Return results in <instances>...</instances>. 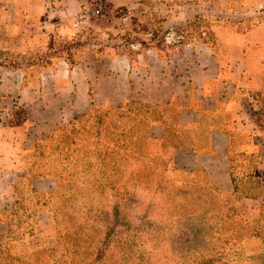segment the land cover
<instances>
[{"label": "rangeland", "instance_id": "obj_1", "mask_svg": "<svg viewBox=\"0 0 264 264\" xmlns=\"http://www.w3.org/2000/svg\"><path fill=\"white\" fill-rule=\"evenodd\" d=\"M54 1L46 0L47 6ZM148 1L139 13L164 25L169 34L160 35L161 46L183 42L184 25L196 14L205 15L202 27L214 35L227 20L213 6L170 9ZM58 2L64 10L58 20L66 28L59 44L64 51L71 47L70 59L80 53V65L22 72L7 63L25 64L43 52L37 37L51 27L27 24L16 32L8 25L10 0H0V62L6 64L0 67V122L5 126L8 114L24 108L30 131L27 139L22 128L4 136L19 153L15 171L0 166V264H122L125 255L115 244L133 250L134 237L136 255L146 264H200V257L215 251L227 253L228 261L217 264H264V184L236 176L233 184L213 185L209 174L216 177L218 170L200 169L197 162L176 171L165 167L179 140L176 119L189 114L180 101L184 89L161 83L191 78L196 84L202 72L229 80L219 77L220 63L230 59L222 45L213 59L189 34L181 56L169 63L151 56L140 73L127 72L125 59L110 62L108 49L120 43V34L90 16L92 0ZM82 42L85 48L77 46ZM154 120H163L160 129L151 127ZM259 161L261 176L264 159ZM6 182L11 197L2 190ZM109 231L113 239L105 243Z\"/></svg>", "mask_w": 264, "mask_h": 264}, {"label": "crops", "instance_id": "obj_2", "mask_svg": "<svg viewBox=\"0 0 264 264\" xmlns=\"http://www.w3.org/2000/svg\"><path fill=\"white\" fill-rule=\"evenodd\" d=\"M60 4L62 3H59L58 0L52 2L51 6H47L46 0H10L9 6L12 16L8 18V25H12L17 32L19 27H25L27 24L39 23L46 28L63 24L58 20L61 17V12L64 13ZM111 4L113 11L117 8H125L132 12L139 7L149 6V1L111 0ZM158 5L170 9L195 7L200 10L213 6L216 10H220L219 14L227 19L224 20L225 22H221L220 26H216L214 32L218 43L225 50L224 56L230 58L225 64L220 63V67H218L219 77L226 74L229 80H217V73L216 76H210L202 72L200 82L196 84L185 80L183 83L176 82L174 79L161 83V86H166L167 89L183 88L186 93L184 99L180 101H183V108L189 116L183 119L181 114L176 119L178 122L177 137L185 139L194 132L203 136L202 147L196 148V150L188 147L171 151L174 166L187 168L189 167L187 161L190 164L197 162L198 164L195 165L200 169L215 170V174L218 170L216 177L208 173L213 185H226L227 180L230 179L231 163L229 158L234 150L245 152L246 155L255 154L264 157V115L256 112L251 104L245 102L244 98L237 94V88L242 82L264 87V0H199L198 2L195 0L183 2L159 0ZM22 14L25 15L22 16ZM146 18L154 20L153 18ZM228 20H230L229 23L235 25L234 30L226 26ZM247 23L250 24V27L244 28L243 26H246ZM107 25L110 26L111 30L116 31L115 33H119L121 37L130 30V18L112 17L107 21ZM16 32L15 35L9 37L11 40L16 39L19 34ZM37 38H42L44 41L42 29H40ZM111 41H113L112 38ZM108 51L110 52V62L118 63L119 60H126L127 72L136 70L140 73L148 66V58L151 56L161 62L155 50H139L138 46L134 47L133 53L139 58V61L131 63L128 60L129 50L127 52L123 49L115 50L111 44ZM97 58L95 60H99ZM126 82L129 87V81ZM148 85L151 90L156 89V86L151 82ZM167 97L171 99L175 96L168 94ZM161 121L163 120L158 122L154 120L151 127L160 129L162 127ZM258 123H262L263 127H260ZM18 130L20 128H9L0 122V166L5 165L14 171V158L15 154L19 153V149L15 145L16 142L14 144L10 141L12 139H5L4 136L9 134L14 136V131ZM16 135L17 133L15 137ZM24 136L25 139L28 138L27 132H24ZM17 138L20 140V137L17 136ZM19 142L21 143V140ZM261 164L260 162L256 163L255 171L257 173L249 179L251 183L264 184V174L258 175L260 171L258 166ZM7 182L2 186V190L11 197L12 194L7 189Z\"/></svg>", "mask_w": 264, "mask_h": 264}, {"label": "trees", "instance_id": "obj_3", "mask_svg": "<svg viewBox=\"0 0 264 264\" xmlns=\"http://www.w3.org/2000/svg\"><path fill=\"white\" fill-rule=\"evenodd\" d=\"M117 11L123 12V15L120 17L116 16ZM139 12H140L139 8L135 9V11L132 10V12H129L125 8H117L116 10H114V17L116 18L129 17L130 18L129 32L126 35H123L119 38V42H120L119 44H117L116 46L112 44L115 50L123 49V51L125 52H127V50L130 51V55L128 56L129 57L128 60L130 63L133 61H139V59L133 53L135 46H138L139 50H149V49L155 50L161 62L169 63L172 60L171 59L172 57H175L176 55L181 56L180 54L184 53V51L182 52V50H183V47H185L186 45L184 43L185 38L189 34L192 36L193 33H194L193 34L194 40L197 41L199 45L208 48L209 52L207 53L210 55V57L214 59L220 55L217 53L218 50L220 51L221 47L219 43L217 42L216 35H214L213 32L211 33V31L208 28L202 27L203 20L205 18L204 14L203 15L202 13L196 14V16H194L192 20L187 21L185 23L184 25L185 32L183 33L184 37L181 40L183 42H179L178 44H163L162 43V46H161L160 35H163V39H165L164 36L168 34V32H166L167 30H164L163 28L164 25L162 23L158 24L156 20H149L146 18V16H141ZM229 21L230 20L227 21L226 26L231 27L234 30L235 25L232 23H229ZM192 25L195 28H193ZM246 26H243V27L249 28L250 24L247 23ZM64 31H66V28L64 27L63 24L53 26L50 30H43L44 43H43V46L40 48L41 51L43 52H40L37 55L35 54V56L32 57L31 60H28L25 64H21L22 66L15 65L14 63H7V65L10 66L11 70H21L22 72L25 71L24 68H34V67H36L39 70V72L44 71V70H49V69L51 70L57 65H59L60 67L65 66V68H68V69L77 67L78 65H80V62H81V58L79 55L80 53L78 54L77 59L76 57H74L75 60L70 59L68 57L67 51L71 47L65 48V51H64V48H63L64 45L60 46L59 44L61 41L65 42L66 38L63 36V33L65 34ZM209 38H211L210 41H207L209 40ZM54 43L56 44V48L54 47ZM58 46L60 47L58 48ZM77 46H79L80 48H85L86 44L82 42L80 45L78 44ZM72 48L75 51L76 46L73 45ZM63 52H66L65 58L60 56V54H62ZM94 54L95 55L97 54L96 57H99L98 55H101L100 53H98V51H95ZM5 65L6 64L0 62V67H4ZM186 82H191V78L190 80H187ZM237 94L238 96L243 97L245 102H248L249 104H251L256 109V112L264 115V87H257V86L251 85L248 82H242L237 88ZM27 122H28V119H27L25 109L16 107L12 113L7 115L5 125L8 126L9 128L25 129L27 134H30L29 127H27ZM258 125L260 127H263L262 123H258ZM202 140H203V136H200L198 132H194V134H192L188 138L186 137L185 139H179L176 145L174 146V148L171 149V151L173 149L188 148V147H192L194 150H196V148L202 147V144H203L201 143ZM171 151L169 152V154L167 153L168 157H167V162H166L165 167L169 168V170H175L176 167L174 166L172 162L173 157H172ZM234 151H235L234 154H231L229 158V161L231 163V168L229 171L230 183L232 184L235 183V177L238 176L239 179L241 180L240 182H248L251 184L249 180L252 177L251 172H253L256 169L255 168L256 163L260 162L259 160L261 158L264 159V157L255 155V154L246 155L245 152L237 151V149ZM252 184L254 183L252 182ZM255 185H262V184H255ZM113 233L114 231L113 232L109 231L106 234L105 243L107 242L110 243L112 241ZM134 238H132L130 242L133 245V250L132 248L120 246L122 245L121 243L115 244V247L121 253L123 252L125 255L124 258H121V260L123 261L122 264H146V261H144L141 258L142 254L138 253L136 255L137 250H135L136 245L134 244V241H135ZM152 253L160 254L157 248H154ZM223 253L224 252L215 251L213 252V254H211L207 258H204L202 256L200 257V260H202L203 262L200 264H217L219 263L220 258L224 259L225 261H228L227 253H224V254ZM99 255L101 257L102 252H100ZM100 257L97 258L96 260L97 262L101 260ZM159 258L160 260H162L160 262H163V260L166 259L163 254H160ZM203 259H207V260H203Z\"/></svg>", "mask_w": 264, "mask_h": 264}, {"label": "built area", "instance_id": "obj_4", "mask_svg": "<svg viewBox=\"0 0 264 264\" xmlns=\"http://www.w3.org/2000/svg\"><path fill=\"white\" fill-rule=\"evenodd\" d=\"M111 0H92L90 16L98 20H109V13H111Z\"/></svg>", "mask_w": 264, "mask_h": 264}]
</instances>
